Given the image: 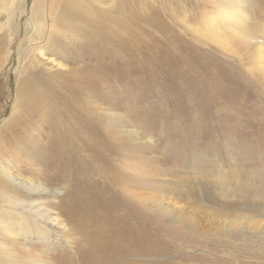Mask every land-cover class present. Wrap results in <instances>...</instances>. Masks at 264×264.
Instances as JSON below:
<instances>
[{
  "label": "rangeland",
  "instance_id": "374dc122",
  "mask_svg": "<svg viewBox=\"0 0 264 264\" xmlns=\"http://www.w3.org/2000/svg\"><path fill=\"white\" fill-rule=\"evenodd\" d=\"M57 2L59 0H0V8L5 9L0 11V127L14 106L16 98L14 77L17 74L22 81L34 75L37 84V75L40 82L51 83L55 80L48 79L50 73L35 63L30 52V43L26 39L19 46L14 62H7V57L14 50V39L18 30L25 36L33 33L36 40L40 32L44 37L47 35V16L56 18ZM146 3L151 8L148 15L154 17V20L157 18L163 27L174 30L180 41L184 42L188 48L187 54L190 53L189 57L193 55L190 59L191 64L194 62L197 64L199 61L197 57L201 52L212 53L207 58H200L202 65L205 66L201 71L208 73L209 65H218L221 70L219 75L215 74L217 75L215 78L223 80L227 91L226 98L211 103L209 99H212L213 95L211 97L209 93L198 88V79L187 81V84L185 82L178 88L175 85L178 78L173 77L175 66L169 64L158 67L156 61L159 60L158 56L161 57L159 54L149 56L147 60L150 64V75L153 76L155 73L157 75V79L148 80L147 93L135 94L130 104L125 102V93H122L120 86L114 87L109 93V96H114L117 100L124 99L117 107L120 112H126L130 105L139 104V108L149 120L144 127L139 122H133L131 128L136 131L133 137L129 140L123 138L124 150L115 156L116 172L119 174L114 180V183L116 182L114 185L119 184L121 189L128 190L126 193L119 192L120 195L129 197L137 209L146 213L148 221L146 262L264 264V86L262 88L258 80L264 79V71L257 67L256 61L258 56L256 52L260 49L257 41L262 40L264 43V31L257 29V24L264 22V0H146ZM240 10L243 13H239ZM235 13L241 16L237 18L238 15ZM33 16L36 17V21L30 24ZM15 17L19 20L18 23H15ZM229 17L237 23L235 18L240 19L243 29L252 31L255 37L245 39L241 35L235 36L237 33L232 28L224 27L227 34L220 31L219 38L222 43L218 42L213 34L209 33L210 27L216 19L230 21ZM243 17L245 18L242 19ZM149 27L156 28L146 26L144 33L149 35V39L157 40V44L167 48L166 39L170 33L163 34ZM161 33L164 36L160 42L158 39ZM77 43H70L68 46H84L90 51L85 45L87 40ZM218 44L238 49L239 57L244 59L243 64H239V68L234 70L232 67H236L239 57H230L227 52H219L223 49ZM85 55L84 53L83 56L75 57L77 65L90 62L89 57L85 58ZM220 56L222 57L219 58ZM218 62L221 63L217 64ZM250 68L254 69L253 72L249 71ZM240 72L242 75L238 78L236 73ZM161 80L163 82H160ZM191 85L195 90V97L188 102L180 91L187 90ZM214 87L218 89V86ZM231 98L233 102L230 101ZM139 101H143L142 104ZM100 103L102 104V101ZM102 108L106 110L105 106ZM129 111L127 109V112ZM19 122L20 120L15 118L9 124L16 126ZM77 126L73 127L69 122L64 124L62 129L64 144L58 141L56 149L53 148L52 152L61 151L64 156L69 154V150L75 147ZM39 127L44 130L42 135L36 128L29 132L23 130L16 132L15 135L20 140L33 138L29 144L30 148L27 147L23 154L11 152L10 155L4 152V149L0 150V158L9 162L16 154H20L25 159L29 157L31 159L30 152L35 149L39 156L36 160L39 159L40 165L43 164L40 167L47 171L43 175L54 173L53 167L58 163L55 165L52 161L56 157L49 156L51 158L49 159L48 143L54 142L52 135L55 134V130L49 123L40 124ZM15 145L14 142L9 149L13 151ZM79 150L84 156V161H87L86 166H89L93 160L88 146H80ZM23 157L22 162H19L21 166L16 168L20 173H24L22 171L24 168L37 165L34 161L26 162ZM39 178L47 181L43 182L49 185L48 192H33L32 195H26L18 187L7 184L0 188V192L15 199L43 202L42 206L46 207L55 205L72 191L73 183H78L77 178L69 181L66 178L53 179L36 174L35 179ZM118 179L120 183L117 182ZM190 184H194L192 187L194 189L190 188ZM239 185H242L244 190ZM206 188H209V192H217L219 195L216 197L213 194L211 196V193L206 194L204 191ZM253 192L257 195H251ZM254 205L257 207H253ZM39 210L43 212L42 209ZM62 236L65 235L62 233ZM35 245L38 250H32L33 253L28 255L22 247L18 250L9 245L8 250H18L16 254L18 259L12 261L10 256H6L5 264H29L25 257L31 255L50 261V254L40 253L41 244ZM57 249L58 252L62 251V248ZM72 251L70 250L68 254Z\"/></svg>",
  "mask_w": 264,
  "mask_h": 264
},
{
  "label": "bare ground",
  "instance_id": "6f19581e",
  "mask_svg": "<svg viewBox=\"0 0 264 264\" xmlns=\"http://www.w3.org/2000/svg\"><path fill=\"white\" fill-rule=\"evenodd\" d=\"M150 9L146 0H59L56 5V18L52 19L47 16L45 37L40 35V32L36 40L33 33H27L29 35L25 36L19 30L16 32L14 50L7 57V62H14L19 46L26 39L30 43V52L35 63L50 73L48 79L55 80L51 83L40 82L38 81L39 75H37V84L34 75L23 81L19 79L18 74L14 77L16 98L11 114L0 127V150L5 149L4 152L7 154L11 152L23 154L33 138L20 140L15 135L16 132L18 130L29 132L36 128L42 135L44 130L39 127L40 124L48 125L49 123L55 130V134L52 135L54 142L49 141L48 143L50 148L48 157H56L52 161L55 165L56 162L58 164L53 167L54 173L43 175L47 171L40 167L43 164L40 165L39 159L36 160L38 153L35 149L30 152L31 159L30 157L25 159L20 154L13 155L12 161L9 162H6L7 159L0 158V188L7 184L11 187H18L26 195L33 192H48L50 188L45 183L47 181L44 179L45 182H43L44 180L40 178L35 179L36 174L53 179L66 178L69 181L77 178L78 183H73L72 191L60 197L61 199L55 205L46 207L42 206L43 202L15 199L0 192V264H5L6 256L16 261L18 259L16 254L21 247L25 249L26 255L32 254V250H38L35 245L38 243L42 246L40 253L50 254L51 259L47 261L31 255L25 257L29 264H55V262L58 264H148L146 262L148 252L146 213L137 209L129 197L124 194V196L120 195L119 192L126 193L128 190L121 189L119 184L114 185L116 184L114 180L119 174H117L118 171L116 172L115 156L124 150L123 138L129 140L133 137V133L136 132L132 130L133 127L131 128L133 122H139L144 127L149 120L139 108V104L130 105L127 108L130 113L127 109L126 112H120L117 107L124 99L121 97L122 100H117L114 96H109V93L114 87L120 86L122 93H125L127 104L132 102L135 94L147 93L148 80L157 79L156 73L153 76L150 75V64L147 60L149 56L159 54L161 57L158 56L159 60L156 61L158 67L169 64L175 66L173 77L178 78L177 84L175 83L178 88H181L185 82L187 84V81L198 79V88L209 93L211 97L213 95V98L209 99L211 103L220 98H226L227 93L223 80L215 78L221 70L218 65H209L208 73L201 71L205 66L202 65L200 58H207L212 53L200 51L197 64L195 62L191 64L190 59L193 55L189 57L190 53L187 54L188 48L184 42L180 41V37L174 33V30L163 27L158 23L157 18L155 20L154 17L151 18L148 15ZM3 10H5L3 7L0 8V11ZM239 13L243 11L240 10ZM236 15H238L237 18L241 16ZM237 18L235 21L237 20L238 23L233 22L231 17H229L230 21L216 19L209 33H212L220 43H222L219 38L220 31L226 33L224 27L232 28L237 33L235 36L241 35L245 39L254 38L253 32L244 30L240 19ZM31 19L30 24L36 21L34 16ZM18 22L19 20L15 17V23ZM147 25L156 27L149 28L157 29L163 34L170 33L166 39L167 48H162V45L157 44V40L149 39V35L144 33ZM257 25V29L264 31L263 21ZM163 34L159 35V41L162 40ZM50 39L55 41L52 42ZM78 40L80 42L87 40L85 45L90 48V51L84 46H68L70 43L79 42ZM261 41H257L260 49L257 50L259 54L256 52L258 55H256V61L257 67L264 71V56H262L264 55V43ZM218 45L224 50L219 52H227L230 57H239L238 49L229 45L227 48L222 44ZM84 53L86 54L84 57L88 56L90 62L77 65L75 57L83 56ZM243 62L244 59L239 57L236 67L232 68L234 70L239 68V64ZM253 70L250 68L249 71L253 72ZM241 73H236L238 78L242 75ZM258 80L263 88L264 79L259 78ZM215 85L218 89H215ZM180 93L188 102L195 97L192 85L187 90L182 89ZM100 101L102 104H99ZM230 101L233 102V98ZM142 102L139 101L140 104ZM104 106L106 110L102 108ZM15 118L20 122L16 126H11ZM66 122L73 127L78 124L76 127L78 133L75 147L69 150L67 156H64L61 151L52 152V150L56 149L55 145H58V141L64 144L62 129ZM14 142L16 145L12 151L9 147ZM86 145L88 151L92 153L93 161L89 166H86L87 161H84V156L79 150L80 146ZM22 157L28 163L36 162L38 166L33 163L34 165L22 170L24 173L18 172L16 168L21 166L19 162ZM34 158L35 160H32ZM117 182L120 183L119 179ZM195 183L198 184L197 181ZM189 186L194 189L192 188L194 184ZM239 187L244 190L242 185ZM204 191L206 194L211 193V196L212 194L216 197L219 195L216 194L217 192H209V188ZM233 191L231 193H234ZM240 197L243 198L242 195ZM39 208L43 212H40ZM62 233L65 236H62ZM9 245L18 250H8ZM58 247L62 248V251L58 252ZM70 250L73 251L68 254Z\"/></svg>",
  "mask_w": 264,
  "mask_h": 264
}]
</instances>
